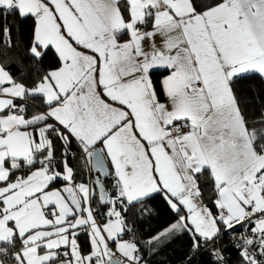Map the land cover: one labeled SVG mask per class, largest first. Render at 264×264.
Wrapping results in <instances>:
<instances>
[{
    "label": "snow or ice",
    "instance_id": "obj_1",
    "mask_svg": "<svg viewBox=\"0 0 264 264\" xmlns=\"http://www.w3.org/2000/svg\"><path fill=\"white\" fill-rule=\"evenodd\" d=\"M11 19L33 29L27 74L0 62V264H143L125 213L157 195L177 220L155 241L264 264V118L235 91L264 79V0H0L5 49ZM73 145L100 175L77 181Z\"/></svg>",
    "mask_w": 264,
    "mask_h": 264
},
{
    "label": "trees",
    "instance_id": "obj_2",
    "mask_svg": "<svg viewBox=\"0 0 264 264\" xmlns=\"http://www.w3.org/2000/svg\"><path fill=\"white\" fill-rule=\"evenodd\" d=\"M9 22L15 24L13 47L10 49L0 47V62L11 60L12 62L6 63L5 67L9 68L17 79H21L22 69L23 74H27V69L24 68V65H27L30 59L27 53V46L31 41L33 25L31 21L24 22L11 19ZM20 61H23L24 64L22 65ZM44 65L46 67L55 66L51 61V57L44 60ZM27 83L31 84L32 80H28ZM235 91L240 100L242 112L249 122L259 121L264 118V79L256 76L241 80L236 84ZM161 100L164 101L165 98L162 96ZM73 151L76 152V159H79V151L75 145H73ZM74 163L75 160L72 161L73 165ZM90 175L94 178L99 174L90 172ZM108 182H111V178H109ZM201 188L204 195V203L215 212L216 209L211 203L214 197L212 182L207 178L202 179ZM108 191L111 192L110 187ZM147 209L143 213H141L139 208L125 213L127 228L130 231L124 235V239H126L129 232L133 234L134 242L137 243L140 249L143 264H214L215 257L210 255L212 248L204 246L199 250H194L191 237L187 233L177 234L164 241L162 239L160 241L152 240V243H149L151 239L176 222L177 213L159 195L148 201ZM104 219L106 217L103 215L97 216L98 222H102ZM238 231L239 229L236 230V233ZM79 242L81 247L87 251L89 245L86 233L80 235ZM232 245V238L225 236L222 243L217 242L216 247L220 248L228 260V264H239L238 250Z\"/></svg>",
    "mask_w": 264,
    "mask_h": 264
},
{
    "label": "crops",
    "instance_id": "obj_3",
    "mask_svg": "<svg viewBox=\"0 0 264 264\" xmlns=\"http://www.w3.org/2000/svg\"><path fill=\"white\" fill-rule=\"evenodd\" d=\"M74 160H75V163L73 166L77 169V177H76L77 181L88 182L90 180V178H93L90 175L89 168L85 167V168L81 169V165L83 164L82 163L83 161L81 159H74Z\"/></svg>",
    "mask_w": 264,
    "mask_h": 264
},
{
    "label": "built area",
    "instance_id": "obj_4",
    "mask_svg": "<svg viewBox=\"0 0 264 264\" xmlns=\"http://www.w3.org/2000/svg\"><path fill=\"white\" fill-rule=\"evenodd\" d=\"M238 229H239V226H238ZM238 229H237V230H238ZM236 234L239 235V231H238ZM126 238H127L128 240H131V241L134 242L133 234H132L131 232H129V233L127 234Z\"/></svg>",
    "mask_w": 264,
    "mask_h": 264
},
{
    "label": "rangeland",
    "instance_id": "obj_5",
    "mask_svg": "<svg viewBox=\"0 0 264 264\" xmlns=\"http://www.w3.org/2000/svg\"><path fill=\"white\" fill-rule=\"evenodd\" d=\"M166 229H167V228H166ZM166 229H164L162 232H164ZM159 234H160V233H159ZM159 234H158V235H159ZM169 238H170V237H169ZM169 238H167V239H169ZM167 239H162V241L167 240ZM126 240H128V239L126 238ZM152 240H154V238L151 239V241H152Z\"/></svg>",
    "mask_w": 264,
    "mask_h": 264
},
{
    "label": "water",
    "instance_id": "obj_6",
    "mask_svg": "<svg viewBox=\"0 0 264 264\" xmlns=\"http://www.w3.org/2000/svg\"><path fill=\"white\" fill-rule=\"evenodd\" d=\"M94 173H96L94 170H93ZM99 174V173H98ZM100 175V174H99ZM101 179H104V177L101 175Z\"/></svg>",
    "mask_w": 264,
    "mask_h": 264
}]
</instances>
